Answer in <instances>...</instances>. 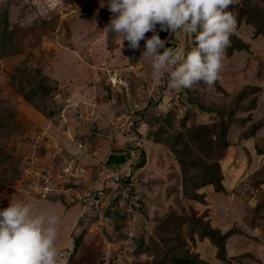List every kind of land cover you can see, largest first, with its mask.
Instances as JSON below:
<instances>
[{"label":"rangeland","instance_id":"1","mask_svg":"<svg viewBox=\"0 0 264 264\" xmlns=\"http://www.w3.org/2000/svg\"><path fill=\"white\" fill-rule=\"evenodd\" d=\"M228 11L214 90L178 91L141 56L153 33L135 51L105 40L108 0H0V210L67 211V264H264V0Z\"/></svg>","mask_w":264,"mask_h":264},{"label":"clouds","instance_id":"2","mask_svg":"<svg viewBox=\"0 0 264 264\" xmlns=\"http://www.w3.org/2000/svg\"><path fill=\"white\" fill-rule=\"evenodd\" d=\"M62 3L63 0H58ZM237 0H108V10L114 14L103 30L119 37V48L138 50L146 33L143 57L151 60L155 80L170 70L172 89H188L199 83L214 90L220 79L226 50L237 29L235 15L228 11ZM160 31L178 30L195 36V47L175 53L166 48ZM164 49L160 54L159 50ZM126 59V58H125ZM60 218L55 214L34 213L23 201L9 203L0 210V264H67L56 247Z\"/></svg>","mask_w":264,"mask_h":264},{"label":"trees","instance_id":"3","mask_svg":"<svg viewBox=\"0 0 264 264\" xmlns=\"http://www.w3.org/2000/svg\"><path fill=\"white\" fill-rule=\"evenodd\" d=\"M38 89H40V87H37V88H35V89H32V90H30L28 93H25L24 95H23V97L24 98H26V99H31V97H35V95H37V93H38ZM183 95L184 94H181V96L183 97ZM194 104H192V106H193ZM201 108V107H200ZM201 109H203V108H201ZM211 112V111H210ZM203 113H205V114H207L208 113V110H203ZM235 122H237V119H235V121H233V123H235ZM226 127H228L227 126V124L225 125ZM252 129H256V126L254 125L253 127H252ZM122 163H125V160H122V159H119L118 157L116 158V157H112V156H110L109 157V159L107 160V165H108V167L110 168L111 166H120ZM143 166V165H142ZM142 166H140V168L142 167ZM213 177V176H212ZM217 178V176H214L213 177V179L212 180H218V179H216ZM122 183L123 184H128L129 183V181H122ZM205 184H208V180H205Z\"/></svg>","mask_w":264,"mask_h":264},{"label":"crops","instance_id":"4","mask_svg":"<svg viewBox=\"0 0 264 264\" xmlns=\"http://www.w3.org/2000/svg\"><path fill=\"white\" fill-rule=\"evenodd\" d=\"M59 214H60V216H59L60 223H59V225L57 227L58 230L62 229V226H63V228L66 229L67 226H65V225H68V221L69 220H70V225L74 224V222H75L74 217L73 216L71 217L70 214H67V211H64V210L60 209ZM69 216H70V218H69ZM262 251L264 252L263 248H262Z\"/></svg>","mask_w":264,"mask_h":264},{"label":"built area","instance_id":"5","mask_svg":"<svg viewBox=\"0 0 264 264\" xmlns=\"http://www.w3.org/2000/svg\"><path fill=\"white\" fill-rule=\"evenodd\" d=\"M108 83L113 87V89H116L117 91L122 90L125 87V83L121 78H117V76H109Z\"/></svg>","mask_w":264,"mask_h":264}]
</instances>
